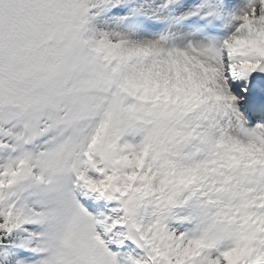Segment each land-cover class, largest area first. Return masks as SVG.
Here are the masks:
<instances>
[{"label":"snow or ice","instance_id":"6c2138e0","mask_svg":"<svg viewBox=\"0 0 264 264\" xmlns=\"http://www.w3.org/2000/svg\"><path fill=\"white\" fill-rule=\"evenodd\" d=\"M0 264H264V0H0Z\"/></svg>","mask_w":264,"mask_h":264}]
</instances>
